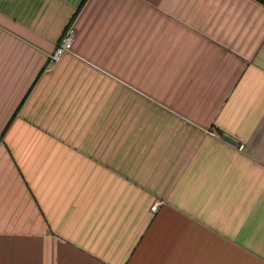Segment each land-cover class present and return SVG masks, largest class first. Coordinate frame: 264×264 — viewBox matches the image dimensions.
Masks as SVG:
<instances>
[{
	"label": "crops",
	"instance_id": "0c3cea01",
	"mask_svg": "<svg viewBox=\"0 0 264 264\" xmlns=\"http://www.w3.org/2000/svg\"><path fill=\"white\" fill-rule=\"evenodd\" d=\"M262 165L260 5L0 0V264H264Z\"/></svg>",
	"mask_w": 264,
	"mask_h": 264
},
{
	"label": "snow or ice",
	"instance_id": "6c2138e0",
	"mask_svg": "<svg viewBox=\"0 0 264 264\" xmlns=\"http://www.w3.org/2000/svg\"><path fill=\"white\" fill-rule=\"evenodd\" d=\"M64 256L65 264H99L89 251L71 245L65 249ZM238 264H246V258L241 259Z\"/></svg>",
	"mask_w": 264,
	"mask_h": 264
},
{
	"label": "built area",
	"instance_id": "2783aa9c",
	"mask_svg": "<svg viewBox=\"0 0 264 264\" xmlns=\"http://www.w3.org/2000/svg\"><path fill=\"white\" fill-rule=\"evenodd\" d=\"M74 37H75V32L72 26L67 27L62 37L58 41L57 45L55 46L53 52L49 56L50 64L57 63L64 54L70 53L72 51ZM155 208L156 206L154 205L152 207V210L154 211Z\"/></svg>",
	"mask_w": 264,
	"mask_h": 264
},
{
	"label": "trees",
	"instance_id": "16d2710c",
	"mask_svg": "<svg viewBox=\"0 0 264 264\" xmlns=\"http://www.w3.org/2000/svg\"><path fill=\"white\" fill-rule=\"evenodd\" d=\"M251 1L255 2L256 4L264 8V0H251Z\"/></svg>",
	"mask_w": 264,
	"mask_h": 264
}]
</instances>
